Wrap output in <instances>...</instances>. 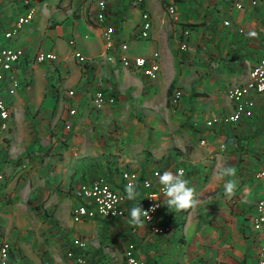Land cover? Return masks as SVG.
Here are the masks:
<instances>
[{"label": "crops", "instance_id": "crops-1", "mask_svg": "<svg viewBox=\"0 0 264 264\" xmlns=\"http://www.w3.org/2000/svg\"><path fill=\"white\" fill-rule=\"evenodd\" d=\"M97 1L34 0L30 25L4 42L5 31L28 8L20 0H0V49L24 53L13 68L20 88L9 99L11 129L0 132V231L14 256L20 264H44L37 254L51 264H76L66 254H77L72 242L81 239L87 253L97 257L86 264H121L128 244L146 264H255L264 259V229L256 232L251 225L256 204L264 201V178L256 179L264 169V93L246 96L255 103L252 118L207 126L231 113L229 90L249 82L264 55V0L254 6L238 0L241 11L224 0H173L174 18L167 15L164 0L141 5L109 0L116 48L127 44L130 57L159 54L154 81L106 62L102 29L93 21ZM143 12L151 22L146 40L138 37ZM183 40L185 52L180 50ZM39 51L52 53L55 62L34 64ZM74 51L85 64L73 57ZM172 84L182 94L176 107L167 95ZM98 90L116 103L93 111L91 99ZM70 110L75 116H69ZM77 147L79 157L110 162L102 175L118 190L124 170L184 168L195 203L177 212L161 198L156 225L171 229L162 237L144 224H129L128 201L119 220L74 224L72 189L89 173L76 169L70 150ZM225 167L234 172L231 198L225 197L219 177ZM26 206L40 221L35 233L27 227L31 214Z\"/></svg>", "mask_w": 264, "mask_h": 264}, {"label": "built area", "instance_id": "built-area-1", "mask_svg": "<svg viewBox=\"0 0 264 264\" xmlns=\"http://www.w3.org/2000/svg\"><path fill=\"white\" fill-rule=\"evenodd\" d=\"M34 0H20L24 7H27V12L24 15L17 17L4 33V39L13 41L21 31L30 25L34 17V11L31 5ZM109 0L97 1V13L93 19L95 25L102 29L104 46L106 51V62L118 63L122 68L139 72L147 81H154L160 71V56L158 53H152L149 57H130L128 55V45L119 44L116 48L113 37L114 28L110 24L107 13V5ZM166 2V12L170 18L176 16V11L173 6V0H164ZM251 5L256 4V0H244ZM141 5L143 0H136ZM225 3L231 5L236 11L242 10V4L238 0H224ZM226 27L229 26L225 22ZM151 30L150 17L147 13L141 14L140 26L138 29L139 39L146 40L149 38ZM187 33H184V37ZM69 46L73 50L75 42L69 41ZM187 49L186 41L181 42L180 50L185 52ZM116 53V54H115ZM109 54V55H108ZM24 53L20 49L13 47H4L0 49V132H9L11 129V117L13 111L10 106L9 99L15 96V93L20 88L19 81L13 72V68L23 59ZM73 57L80 63L85 64V58L74 51ZM56 58L52 53L37 52L34 55L33 63L43 65L55 62ZM251 79L244 85L233 86L228 92L232 111L229 115L220 116L216 120L207 123L208 127H212L213 123H223L226 125L237 124L243 119L253 117L255 103L247 100L248 93L257 95L264 93V55L253 68ZM67 96L72 97L73 92H69ZM181 92L174 89L169 97V102L172 107H176L181 99ZM116 100L113 96L105 94L103 91H96L91 99L93 111H102L105 107L113 106ZM75 111L70 110L69 116H75ZM64 130L69 131L70 125L65 124ZM182 171L183 177L186 176L184 168H175L172 173ZM165 171L151 170L146 173L144 171L124 170L121 172L120 180L122 190H118L111 178L107 176H98L88 183H81L73 187L72 193L77 202L71 209V220L74 224H79L83 221H116L123 218L126 214L127 198L125 187L129 183L136 188L143 190L145 193L143 198L138 202L142 210L148 212L145 216L144 225L147 226L149 233L154 236H166L170 234L171 229L168 226L156 225V219L161 211V192L158 183L159 174ZM264 178V169L256 175V179ZM0 179L2 176L0 175ZM137 205V206H138ZM159 205V206H157ZM154 209V210H153ZM251 225L254 231L258 232L264 229V201H260L255 206V212L251 217ZM72 247L78 250V253L68 251L66 256L73 260L76 264H86L88 257L82 253L86 250V246L81 239H76L72 242ZM100 264H108L105 261H99ZM0 264H15V256L11 244L4 238L0 231ZM121 264H146L143 259L135 255V246L128 244L122 253ZM255 264H264V259H259Z\"/></svg>", "mask_w": 264, "mask_h": 264}, {"label": "clouds", "instance_id": "clouds-1", "mask_svg": "<svg viewBox=\"0 0 264 264\" xmlns=\"http://www.w3.org/2000/svg\"><path fill=\"white\" fill-rule=\"evenodd\" d=\"M219 177L224 180V195L226 198H231L235 189V180L233 169L230 167L223 168ZM158 183L163 200V205L169 210L177 212L190 208L194 203L193 189L188 186V181L183 177L182 171L172 173L165 171L159 174ZM126 198L129 201H135L139 196L137 188L129 183L125 187ZM159 206V205H157ZM154 210V209H153ZM148 216V212L142 210L140 204L132 207L129 212V224L140 226L144 223V217Z\"/></svg>", "mask_w": 264, "mask_h": 264}, {"label": "rangeland", "instance_id": "rangeland-1", "mask_svg": "<svg viewBox=\"0 0 264 264\" xmlns=\"http://www.w3.org/2000/svg\"><path fill=\"white\" fill-rule=\"evenodd\" d=\"M2 39H3L4 42L7 41V40L4 39V36H2ZM70 152L72 153L73 157H77L76 160L74 161L76 169L79 170V171L85 169V170H87V172H89L88 176H87V179L83 180L82 183H87L88 181L94 179L95 177L103 176L102 175L103 167L105 168L106 165H108V163H110V162L105 163V160L103 158L89 159L87 154H86V157H83V158L79 157L78 153L81 152V148H79V147L71 149ZM87 164H88V167L83 168ZM74 186H77V185L74 184ZM76 204H77V202L74 201V205H76ZM26 211H28V213L31 214V215H29V221L27 220V223H28L27 227L30 228L31 231L34 232V224H38L40 221L37 220L36 218H34L36 215H34L31 212V210H30V208L28 206H26ZM44 232L46 233V231H44ZM31 244H33V242ZM90 256L91 255H89V258H90ZM42 257H43V260H44L43 261L44 264H51V261H50V263H49L48 260L45 262V259L48 258V257H45V255H43V254H37L36 255V258H42ZM95 259H97V257ZM19 261L20 260L18 258L16 259V257H15V264H20ZM89 263H90V261H89Z\"/></svg>", "mask_w": 264, "mask_h": 264}, {"label": "trees", "instance_id": "trees-1", "mask_svg": "<svg viewBox=\"0 0 264 264\" xmlns=\"http://www.w3.org/2000/svg\"><path fill=\"white\" fill-rule=\"evenodd\" d=\"M174 89H176V87H175L174 84H172L171 87L169 88L168 92H167L168 98L171 96V94L173 93ZM50 150H51V149H50ZM137 190H138V192H139V196L137 197V199H136L135 201H129V200H127L129 203L131 202L132 207L137 206V205H138V202L143 198V195H144V191H141V189H139V188H137ZM127 204H128V203H127ZM95 221H96V220H95ZM97 221H100V220L97 219ZM101 222H110V221H101ZM82 253H83L84 255H86V256L89 258V255H88V253H87L86 250L82 251ZM89 259L92 261V260L95 259V258L92 257V256H90ZM89 259H88V260H89Z\"/></svg>", "mask_w": 264, "mask_h": 264}]
</instances>
